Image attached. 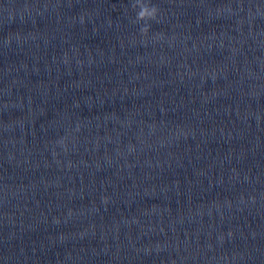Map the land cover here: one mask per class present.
<instances>
[{
    "label": "water",
    "instance_id": "water-1",
    "mask_svg": "<svg viewBox=\"0 0 264 264\" xmlns=\"http://www.w3.org/2000/svg\"><path fill=\"white\" fill-rule=\"evenodd\" d=\"M0 0V264H264V0Z\"/></svg>",
    "mask_w": 264,
    "mask_h": 264
},
{
    "label": "clouds",
    "instance_id": "clouds-1",
    "mask_svg": "<svg viewBox=\"0 0 264 264\" xmlns=\"http://www.w3.org/2000/svg\"><path fill=\"white\" fill-rule=\"evenodd\" d=\"M131 7L138 9V11H136L135 20L132 22L145 21V24L140 28V33L142 35L147 34L150 27L147 21L156 20L159 9L156 5L151 4L149 0H133Z\"/></svg>",
    "mask_w": 264,
    "mask_h": 264
}]
</instances>
